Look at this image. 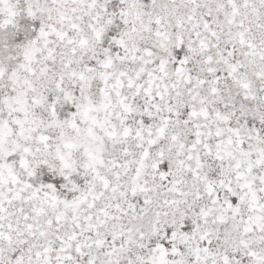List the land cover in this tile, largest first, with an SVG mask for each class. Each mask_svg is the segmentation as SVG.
<instances>
[{"label": "rangeland", "instance_id": "rangeland-1", "mask_svg": "<svg viewBox=\"0 0 264 264\" xmlns=\"http://www.w3.org/2000/svg\"><path fill=\"white\" fill-rule=\"evenodd\" d=\"M0 264H264V0H0Z\"/></svg>", "mask_w": 264, "mask_h": 264}]
</instances>
